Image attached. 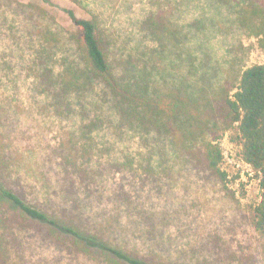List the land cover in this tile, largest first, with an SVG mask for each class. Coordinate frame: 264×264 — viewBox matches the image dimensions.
I'll use <instances>...</instances> for the list:
<instances>
[{"label":"rangeland","instance_id":"obj_1","mask_svg":"<svg viewBox=\"0 0 264 264\" xmlns=\"http://www.w3.org/2000/svg\"><path fill=\"white\" fill-rule=\"evenodd\" d=\"M66 10L96 18L125 83L180 97L186 115L152 127L121 119L109 95L59 101L78 60ZM262 63L264 0H0V262L122 264L64 225L148 264H264L258 180L223 122L242 72ZM210 141L225 181L206 167Z\"/></svg>","mask_w":264,"mask_h":264},{"label":"trees","instance_id":"obj_2","mask_svg":"<svg viewBox=\"0 0 264 264\" xmlns=\"http://www.w3.org/2000/svg\"><path fill=\"white\" fill-rule=\"evenodd\" d=\"M66 12L76 28L71 39L76 45L78 60L65 62V68L59 76L61 93L59 101L70 104L72 101L70 97L78 99L96 94L102 100L109 95L111 97L109 106L121 119H136L140 125L152 127L156 126V114L162 113L169 118L186 115L187 102L180 97L168 94L154 98L148 96L140 84L135 83V86H131L125 83L111 59L110 44L96 18H80L73 10ZM224 113L225 130L236 128L234 140L240 147V157L252 168L258 180L261 197L254 206L252 223L264 241V63L252 65L242 72L235 93L226 99ZM96 119L91 120L89 126L96 127L98 123ZM205 148L206 167L225 181L227 175L219 166L222 160L219 144L210 141L206 143ZM2 194L14 207L21 209L30 218L57 225V222L45 212L27 205L12 191L3 190ZM60 227L75 235L77 239L108 251L122 264H148L132 253L107 246V243L98 241L94 236H86L87 233L82 230L79 231L72 226Z\"/></svg>","mask_w":264,"mask_h":264}]
</instances>
